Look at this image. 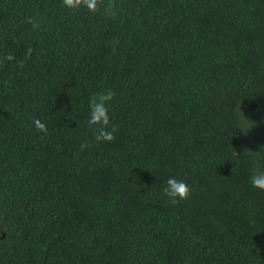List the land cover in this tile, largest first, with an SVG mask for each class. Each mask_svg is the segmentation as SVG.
<instances>
[{
    "label": "trees",
    "instance_id": "trees-1",
    "mask_svg": "<svg viewBox=\"0 0 264 264\" xmlns=\"http://www.w3.org/2000/svg\"><path fill=\"white\" fill-rule=\"evenodd\" d=\"M108 4L0 0V264H264V0Z\"/></svg>",
    "mask_w": 264,
    "mask_h": 264
},
{
    "label": "clouds",
    "instance_id": "clouds-1",
    "mask_svg": "<svg viewBox=\"0 0 264 264\" xmlns=\"http://www.w3.org/2000/svg\"><path fill=\"white\" fill-rule=\"evenodd\" d=\"M62 6L69 10L85 8L88 12L94 14L101 6H104L107 11L110 4L105 5V0H62ZM6 59L11 60L12 57L8 56ZM115 95L116 93L113 90L104 89L93 94L89 99L88 125L92 129L97 143L112 142L115 139V125H112L111 130H109L110 116L108 106ZM33 126L38 133L47 135V125L41 120H33ZM261 150H264V148ZM250 183L253 188L264 191V166L258 165L252 170ZM161 194L170 204L176 205L188 198L190 188L185 181L169 177Z\"/></svg>",
    "mask_w": 264,
    "mask_h": 264
}]
</instances>
